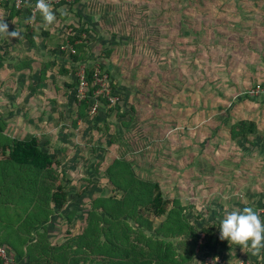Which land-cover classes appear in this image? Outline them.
<instances>
[{"label":"rangeland","instance_id":"374dc122","mask_svg":"<svg viewBox=\"0 0 264 264\" xmlns=\"http://www.w3.org/2000/svg\"><path fill=\"white\" fill-rule=\"evenodd\" d=\"M53 5V25L45 28L35 18L14 25L20 34L33 32L35 42H43L40 48L17 38L2 44L13 50L17 70L15 111L4 114L11 138L36 135L55 158L66 153L56 172L64 178L67 204L44 223L49 236L63 238L65 213L71 211L79 232L78 221L87 217L93 201L114 195L105 173L113 156L131 162L138 177L158 182L167 207L177 200L189 224L210 228L213 235L205 250L214 257L227 264H264L262 249L253 255L228 240L226 248L216 245L220 222L233 210L253 207L264 222V0H78L68 16L57 11L66 5ZM34 7L33 0L16 5ZM71 24L89 31L84 38L93 47L90 63L102 64L113 72L110 77L116 76L114 92L125 118L113 116L107 122L99 108L90 113L89 103L84 110L89 121L77 119L79 98L75 102L73 97L84 66L63 76L55 57L63 51L56 45L70 34ZM109 48L110 58L103 60ZM30 60H35L31 68ZM256 85L260 89L251 95ZM240 119L257 121L263 137L259 147L229 140V125ZM2 167L0 242L16 241L23 251L16 234L25 231V212L32 205L28 207L27 189L17 186L27 180L4 183L9 170ZM185 242L189 246L192 241ZM1 245L14 264L7 243ZM203 257L204 250L198 251L195 264H202Z\"/></svg>","mask_w":264,"mask_h":264},{"label":"trees","instance_id":"16d2710c","mask_svg":"<svg viewBox=\"0 0 264 264\" xmlns=\"http://www.w3.org/2000/svg\"><path fill=\"white\" fill-rule=\"evenodd\" d=\"M73 1V3L60 1L53 6L58 9L66 5L65 7L72 12L78 0ZM21 2L25 3L26 0ZM33 4H36V0H33ZM0 9L7 13L9 22L23 13L22 8H16L15 0H0ZM34 18L31 8H26V21L32 19L40 21L42 16L37 12ZM78 20L77 23L80 24V18ZM68 29L70 34L61 44H68L75 53L69 51L65 54L66 52L60 51V54L62 57H68L73 66L62 67L59 72L63 76L74 75L82 64L88 86L87 97L76 103L77 119L84 123L89 121L90 116L86 115L84 110L93 101L98 102L100 114L105 121L108 122L113 116L117 119L125 118L126 113L120 112V103L111 105L105 97L93 94L96 88L92 86V80L96 69L108 75L112 92L117 85L115 86L114 82L116 77L111 76V79L110 75L113 73L109 69L104 68L102 64L98 67V64L90 63L91 58L87 55L91 53V49L88 46L89 41L84 38L89 32L88 29L78 31L72 24L68 25ZM42 35L46 39L49 36L47 31H43ZM26 39L32 49H38L43 43L37 44L32 33L27 35ZM62 45H56V49L59 50ZM111 50L112 48L105 50L102 55L106 57L101 58L109 59ZM27 65L30 66V62ZM44 72L45 70H42L41 75H44ZM78 83L77 80L75 87ZM73 99L77 101L76 88ZM133 110L131 107L132 112ZM1 112L0 164H3V169L9 170L8 177L3 178L4 183L13 182L16 178H24L23 181L26 179V182L16 186L27 189L28 207L32 205L33 209L25 212L27 216L24 221L25 231L19 229L16 234L18 242H22L20 247L26 245V250H19L16 241L0 242V245L7 243L12 256L15 255L14 252L16 255L26 256L27 264H195V247L198 245V251L203 252L206 242L213 235L211 229L206 226L197 229L189 224L183 207L180 205L177 207V200L172 202L171 207H167L168 202L163 199L158 182L138 177L131 162L113 156L105 173L114 195L101 196L93 201L87 217L78 221L79 232L74 226V212L65 213L63 238L55 241L54 236H49L44 223L49 220L53 211L62 212L67 204V193L63 187L64 178L61 174L58 176L56 172L66 153L60 158H55L46 151V145L41 144V139L36 135L17 139L2 134L5 123ZM74 122L76 123V120ZM123 124L125 127L128 126ZM228 128L230 141H244L250 145L258 132L257 124L248 119H240ZM26 174L28 175L25 176ZM38 179L41 183H38ZM45 179L51 181L48 186V183H44ZM56 182L57 185L54 184ZM118 194L121 195L120 198L115 196ZM160 218L162 219L159 224L155 226V221ZM181 237H185V240L174 241ZM166 238L171 240L167 242ZM188 239L192 241L191 246L185 242ZM216 245L226 248L227 242L219 236ZM261 252L264 258V249Z\"/></svg>","mask_w":264,"mask_h":264},{"label":"clouds","instance_id":"9594fccd","mask_svg":"<svg viewBox=\"0 0 264 264\" xmlns=\"http://www.w3.org/2000/svg\"><path fill=\"white\" fill-rule=\"evenodd\" d=\"M35 9L41 14L44 27L53 25L56 14L48 0H36ZM61 16H68L67 9H59ZM0 36L21 38L19 31L9 32L4 23V13L0 10ZM220 238L232 244L248 248L253 255H258L264 249V222L253 207H244L243 210H233L225 215L220 222Z\"/></svg>","mask_w":264,"mask_h":264},{"label":"crops","instance_id":"0c3cea01","mask_svg":"<svg viewBox=\"0 0 264 264\" xmlns=\"http://www.w3.org/2000/svg\"><path fill=\"white\" fill-rule=\"evenodd\" d=\"M24 9L25 10H23V13L18 18L14 19V21L16 19L18 21L16 20L15 22H13V24H10V22L7 21L8 20L7 13L5 11H3V13H4V23L9 25L8 26V31L9 32L14 31V25L17 24L18 22L26 21V8H24ZM67 9H68V7H67ZM67 11H69V9ZM74 11L75 10L73 9V12ZM38 22L44 24L42 18ZM26 27H28V26L26 25ZM31 33H33V32H31ZM31 33L21 32V38H17V39H19V41H22V39H24L25 41L28 42V40L26 39V36L31 34ZM5 39H7V41L9 40L8 37L0 36V111H2L1 113L3 114L2 115V120L5 121L4 122L5 124L3 126V130H2L3 131L2 134L6 135L8 137H11L10 134H9V130H8V128H10V126L8 125L9 121H7L5 119L6 115L4 116V114L7 112L8 113L7 116H11L13 114V111H15L14 110V105H15L14 104V99H15L14 87L16 86V73L15 72L17 70L15 69L16 68L15 67L16 64L14 63L15 57H14V53L12 52L13 50H11L8 47L4 48V46L2 45L3 41ZM12 39H16V38H12ZM95 42H97V41L95 40ZM28 46L30 47L29 42H28ZM90 49L93 52V47L90 46ZM55 57H56V60L60 62V65H59L60 68L73 66L72 62L68 59V57H62L61 54H59L58 56H55ZM29 62H30V68H31L32 63H34L35 60H30ZM103 64L105 65L104 62H103ZM256 86H257L256 88L259 90L260 89L259 85H256ZM252 121H254V120H252ZM254 122L258 126L257 121H254ZM258 139L259 140L263 139V137H261V135L257 132L256 137L253 138L252 144L251 145L249 144V145L251 147H259L261 145V143H259ZM260 142H261V140H260ZM61 239H59V241ZM212 245H210V246L213 247ZM206 247H207V245H206ZM206 247L204 248V255L207 254V253L210 254V252H211V250H205ZM23 248H24V251H25L26 250V245H24ZM178 251H180V250L178 249ZM238 251H239V246L238 247H234L233 250H232V253L235 254V253H238ZM197 252L198 251H196V253ZM12 257H13L14 264H19V263L21 264V261L24 264H27V257L26 256H19V255L15 254Z\"/></svg>","mask_w":264,"mask_h":264},{"label":"built area","instance_id":"2783aa9c","mask_svg":"<svg viewBox=\"0 0 264 264\" xmlns=\"http://www.w3.org/2000/svg\"><path fill=\"white\" fill-rule=\"evenodd\" d=\"M60 1L64 2H69L73 0H48L50 4L54 3L57 4ZM16 5L21 4V0H16L15 1ZM38 11L35 9V7L31 10L32 17L34 18L36 13ZM61 50H69L70 53H75L74 49L69 46H61ZM79 83L77 84V98L79 100H84L87 97V82L85 80L84 76V67L81 68L80 73H79ZM109 78L108 75L101 72L100 70L96 69L95 72L93 73V80H92V86L95 87V91L93 94L95 96H103L105 97L111 105L117 104L120 102V97L117 95L115 92H112L111 86H110ZM259 90L257 88L253 89L250 91L251 95H255ZM98 109V102L93 101L90 103V113H96ZM11 263V258L8 255L7 248L3 245H0V264H10ZM202 264H227L221 257L218 256H213L212 254H205L204 257L202 258ZM239 264H242L241 262Z\"/></svg>","mask_w":264,"mask_h":264}]
</instances>
